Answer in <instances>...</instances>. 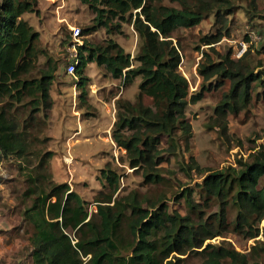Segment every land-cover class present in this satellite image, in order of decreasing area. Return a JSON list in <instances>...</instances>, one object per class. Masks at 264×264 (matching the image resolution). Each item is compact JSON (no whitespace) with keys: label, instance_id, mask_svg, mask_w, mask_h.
Masks as SVG:
<instances>
[{"label":"trees","instance_id":"obj_1","mask_svg":"<svg viewBox=\"0 0 264 264\" xmlns=\"http://www.w3.org/2000/svg\"><path fill=\"white\" fill-rule=\"evenodd\" d=\"M94 13L93 24L82 32L103 27L108 32L119 27L116 21L130 24L140 40L134 56L112 38L105 45L82 41L78 46L75 73L77 85L83 88L88 77L83 70L88 62L102 64L123 85L140 77L134 101L116 100V115L111 127L115 145L124 149L129 167L141 172L144 182L163 180L160 163L175 154L179 137L188 150L192 135L186 106L203 97L226 79L214 108L213 123L221 133L227 129L228 114L245 109L253 97L264 99V68L250 65L245 51L232 57V50L220 53L214 47L228 32L225 14L230 0H80ZM38 0H0V159L15 155L24 161L27 149L26 127L38 109L52 105L50 87L57 64L50 57L38 76L28 77L36 68L39 32L23 18L27 12H38ZM215 11L220 29L201 38L207 45L201 50L197 72L204 82L200 90L190 92L187 78L178 70L181 54L173 34L180 27L198 24ZM225 13V14H223ZM249 18L260 14L249 13ZM30 106L21 127L11 111L16 103ZM3 99H6L3 102ZM145 99H148L146 102ZM166 154V155H165ZM52 155L47 150L37 167H45ZM187 169L202 173L198 163L189 157ZM107 188L89 212V202L67 182H55L44 173L28 176L23 197L30 202L22 212L30 224L28 256L33 264H183L184 255L199 253V264H248L246 254L230 246L209 240L232 231L244 238L256 237L264 219V150L248 158H238L236 166L207 170L196 183L200 193L195 199L192 187L184 186L175 193L182 198L187 212L169 209L162 199L139 197L137 191L119 195V174L109 162L100 170ZM43 179L44 184L38 182ZM212 209V210H211ZM233 212V213H232ZM232 218L229 219V214ZM85 257V258H84Z\"/></svg>","mask_w":264,"mask_h":264},{"label":"rangeland","instance_id":"obj_2","mask_svg":"<svg viewBox=\"0 0 264 264\" xmlns=\"http://www.w3.org/2000/svg\"><path fill=\"white\" fill-rule=\"evenodd\" d=\"M164 2L170 3L167 0ZM37 8V13L23 14V18L39 32L40 52L36 68L28 77L38 76L39 69L46 66L48 57L56 62L55 77L49 91L52 105L45 110L38 109L26 127L27 149L31 151L26 156L28 161L13 154L0 159V264H28L26 259L31 246L28 240L31 226L22 216L23 209L30 202L28 196L23 197L28 176L32 175L33 178L34 174H40L44 178L45 173L52 179L54 172V178L58 180L65 172L68 180L78 183L83 197L91 202L100 197V192L107 190L100 170L109 162L120 176L119 195L137 191L139 197L162 199L169 209L184 214L187 212L186 206L182 198H176V192L189 186L197 199L200 190L196 183L201 181L202 174L207 170L236 166L238 158H248L255 150H264V99L255 96L260 88L253 92L245 109L237 114H228L226 132L221 133L220 128L212 122L214 108L229 82L225 79L221 85L215 86L219 80L215 77L205 82H210L211 88L204 91L203 97L186 106V116L192 128L188 150L184 149L183 140L179 137L178 151L165 154L168 159L160 163L163 180L144 182L141 172L128 166L124 151L113 143L111 147L110 143L116 100L124 98L134 101L140 77H135L131 84L123 85L121 79L113 77L104 65L92 61L83 70L88 82L81 88L77 85L76 73L69 74L65 69L70 58L68 46L72 26L80 28L81 42L85 40L90 44L105 45L112 38L131 57L138 50L140 40L137 33L130 24L119 20L116 21L119 27L111 32L98 27L83 33V28L92 26L94 13L80 0H38ZM230 9L231 13H223L228 32L214 43L215 49L220 53L231 49L232 57L238 58L235 52L241 47L240 43L248 42L246 60L254 67L260 63L264 68V0H230ZM252 12L261 17L249 18ZM220 27L221 22L216 20L215 11H211L198 24L180 27L173 34V42L179 43L181 54L178 70L187 78L192 93L199 91L204 83L196 70L201 50L207 48L201 38L215 34ZM25 101L24 98L21 103H16V109L14 104L10 111L20 127L30 110ZM47 150L52 155L46 159V166L37 167L40 156ZM68 153L72 155L69 163L65 161ZM190 156L202 168V173L187 169ZM44 181L46 179L38 180L41 184ZM89 210L90 213L95 211L94 203ZM259 226L261 231L254 238H244L228 231L209 241L246 254L248 264H264V219ZM183 257V264H199L203 258L199 253H188ZM223 264L232 263L225 259Z\"/></svg>","mask_w":264,"mask_h":264},{"label":"built area","instance_id":"obj_3","mask_svg":"<svg viewBox=\"0 0 264 264\" xmlns=\"http://www.w3.org/2000/svg\"><path fill=\"white\" fill-rule=\"evenodd\" d=\"M81 36L80 34V28L77 26H72L71 27V32H70V37H71V43L68 46L69 50V60L66 64V72L69 74H74L75 72V67L78 62V46L82 43L79 37ZM248 42L242 41L241 47L236 50L235 54L237 57H240L246 49V45ZM72 159L71 153H68L67 156L65 157V161L69 163ZM85 258V257H84Z\"/></svg>","mask_w":264,"mask_h":264},{"label":"crops","instance_id":"obj_4","mask_svg":"<svg viewBox=\"0 0 264 264\" xmlns=\"http://www.w3.org/2000/svg\"><path fill=\"white\" fill-rule=\"evenodd\" d=\"M87 138V137H86ZM112 139V138H111ZM111 147H112V145L113 144H115L114 143V141L113 140H111ZM113 143V144H112ZM119 148V147H118ZM120 149H122V148H120ZM123 151H124V149H122ZM54 151V150H53ZM53 172V171H52ZM51 173V172H50ZM64 173L65 172H62V175H61V179H58V180H56L55 178H54V172L52 173L53 175H52V180L53 181H55V182H67L68 184H69V186H70V189H72V190H75L77 193H79L82 197H83V195L81 194V190H80V185L78 184V183H76V182H71V181H69L68 180V176L65 174L64 175ZM84 198V197H83ZM85 200H86V198H84ZM88 201V200H87ZM89 202V206H88V208L90 207V205L92 204L93 205V203L95 204V201H88ZM89 212H90V210H89ZM26 261L28 262V264H33V262H32V259H31V257L30 256H28L27 257V259H26Z\"/></svg>","mask_w":264,"mask_h":264}]
</instances>
